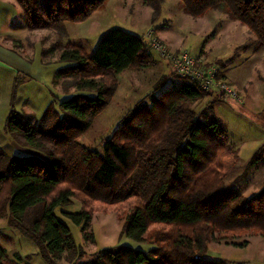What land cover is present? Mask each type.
I'll return each mask as SVG.
<instances>
[{"label": "trees", "instance_id": "1", "mask_svg": "<svg viewBox=\"0 0 264 264\" xmlns=\"http://www.w3.org/2000/svg\"><path fill=\"white\" fill-rule=\"evenodd\" d=\"M18 1L29 30L63 31L65 22L86 21L106 0ZM144 1L152 7L153 19L158 18L165 0ZM180 2L193 17L217 10L228 20L239 21L256 36L257 48H264V0ZM152 54L142 35L116 27L101 37L91 55L73 43L59 48L58 62L69 65L57 76L71 79L65 83L77 92L62 99L54 96L40 118L16 109L12 98L5 132L17 143L42 151L47 159L36 154L9 156L0 149L1 201L4 187L8 191L0 216L9 215L10 224L38 245L47 264H58L64 255L70 264H243L210 254L209 244L248 232L264 236V187L250 197L238 187L257 154L243 173L224 185L239 160V150L223 143L228 141V130L216 115L215 104L200 113L193 108L208 95L224 99L223 95L184 78L168 89L161 81L154 87L159 95L152 94L150 103L137 102L103 140L102 153L80 141L93 118L111 102L118 75L155 65ZM18 79L32 80L18 73L14 91L21 84ZM75 198L119 209L120 204L136 201L123 234L155 246L144 251L117 245L89 261H74L79 247L56 208ZM64 214L83 231L92 221L87 205ZM243 242L237 245L248 243ZM0 264H19L1 244Z\"/></svg>", "mask_w": 264, "mask_h": 264}, {"label": "rangeland", "instance_id": "2", "mask_svg": "<svg viewBox=\"0 0 264 264\" xmlns=\"http://www.w3.org/2000/svg\"><path fill=\"white\" fill-rule=\"evenodd\" d=\"M64 27L63 31L38 29L28 32V39H34V46L29 48V52H19L18 59H14L10 53L2 55L13 64H20L22 55L32 59L34 64H60V47L73 43L91 55L101 37L116 27L143 37L152 31L170 48L188 49L194 54L203 55L220 67L233 89L242 96V102H239L208 95L193 104L197 113L204 111L209 104H215L214 111L228 130V141L223 143L227 145L228 142L229 149L239 150V160L228 172L224 185L243 173L253 155L257 154L253 166L241 178L238 187L246 197L264 187V48H257L256 36L246 25L226 19L217 10H211L202 17H193L182 10L180 0H165L162 13L156 19H153L152 7L144 0H106L86 21L65 22ZM152 56L155 65L129 68L118 75L119 86L115 95L108 106L93 118L90 127L80 138L82 143L102 153L103 140L111 136L124 115L140 100L150 103L152 94L159 95V91L154 89L157 83L166 81L164 89H168L184 81V77L175 75L157 55ZM25 65L28 68H24L25 76L38 75L39 71ZM17 76L11 68L0 65V149L9 156L36 154L46 160L45 153L17 143L5 132L12 98H16V109L31 112L40 118L54 96L62 99L64 93L72 90V85L65 83L71 79L58 77L50 84L53 69H49L46 78L44 75V78L40 76L38 80L26 82L18 79L21 84L14 91ZM7 192L4 187L0 207L5 206ZM136 204L134 200L120 204L121 211L118 205L104 207L99 201L75 198L71 204L57 207V216L69 226L79 247L74 261H89L101 250L117 245H128L144 251L154 247L155 244L149 241H136L123 234L126 218ZM84 205L92 210V221L86 231L64 214L78 211ZM243 241H248V244L237 245ZM0 244L9 258L19 264H47L38 245L10 224L9 215L0 216ZM208 249L210 254L221 256L229 262L264 264V236L253 232L237 239L212 241ZM67 258L64 255L57 263L70 264Z\"/></svg>", "mask_w": 264, "mask_h": 264}, {"label": "built area", "instance_id": "3", "mask_svg": "<svg viewBox=\"0 0 264 264\" xmlns=\"http://www.w3.org/2000/svg\"><path fill=\"white\" fill-rule=\"evenodd\" d=\"M144 39L148 49L180 76L197 82L202 90L215 92L226 99L242 102L241 94L233 89V85L222 74L217 64L209 62L203 55L194 54L188 49L170 48L152 31H149Z\"/></svg>", "mask_w": 264, "mask_h": 264}, {"label": "crops", "instance_id": "4", "mask_svg": "<svg viewBox=\"0 0 264 264\" xmlns=\"http://www.w3.org/2000/svg\"><path fill=\"white\" fill-rule=\"evenodd\" d=\"M24 23H25L24 9L18 0H0V65L11 68L12 70H14V72H16V74L18 73L24 74L25 73L24 68L26 66L25 64H27L29 68L31 67L39 71L37 75L38 77L35 75H29L32 78L31 81H33V79L38 80L40 76L44 78V75L46 78V76L49 74V69H53V78L51 80L48 78L50 80L49 83L51 84V81H54V79H56L58 70L60 68L68 66L69 65L68 63L60 62V64H48V65L34 64L32 59L30 60L27 56L22 55L19 58L20 64L17 63L13 64L8 62L4 58L5 56L2 55V54L5 55L10 53L11 55H13L14 59L15 58L18 59L19 52L24 54L25 52H29V48H32L34 46L32 43L34 39L33 40L28 39V32L37 31L38 29L29 30L27 27L25 29ZM46 67H48L49 69L45 70L47 69ZM27 69L28 68L26 66L25 70ZM57 77L63 79L66 78L61 76H57ZM74 89L75 88L72 87L73 91L71 89H70L71 91L67 90L68 93H64L65 95L63 98L70 97L71 95L76 93L77 91ZM227 145H229V143Z\"/></svg>", "mask_w": 264, "mask_h": 264}]
</instances>
